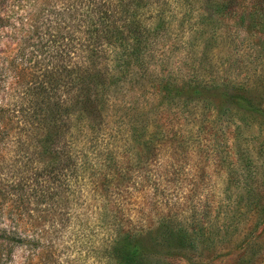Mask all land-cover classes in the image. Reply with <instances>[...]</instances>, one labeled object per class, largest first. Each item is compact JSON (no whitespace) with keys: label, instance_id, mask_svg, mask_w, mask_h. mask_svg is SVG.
I'll use <instances>...</instances> for the list:
<instances>
[{"label":"rangeland","instance_id":"obj_1","mask_svg":"<svg viewBox=\"0 0 264 264\" xmlns=\"http://www.w3.org/2000/svg\"><path fill=\"white\" fill-rule=\"evenodd\" d=\"M111 1L117 11L127 4V23L137 3L156 2ZM231 1L222 12V0H158L164 25L144 64L117 82L107 125L79 144L90 163L70 191L62 172L42 176L56 162L51 125L10 121L0 134V228L14 225L7 212L47 216L32 256L2 246L6 264H116L107 255L125 233L137 236L150 264H264V0ZM39 11L44 40L70 32L84 13L95 19L90 0H13L6 15ZM3 40L0 64L16 57L27 75L26 83L9 76L5 102L37 86L43 63L62 64L52 48L19 56L20 42ZM45 186L47 200L37 203ZM164 225L187 229L186 239L160 241Z\"/></svg>","mask_w":264,"mask_h":264},{"label":"trees","instance_id":"obj_2","mask_svg":"<svg viewBox=\"0 0 264 264\" xmlns=\"http://www.w3.org/2000/svg\"><path fill=\"white\" fill-rule=\"evenodd\" d=\"M12 1L0 0V47L4 43L3 38H8L20 42L22 49L19 56L25 54L27 47L36 49L40 54H48L52 48L53 57L58 58L62 64L53 65L49 60L43 63L39 68L40 75L35 77L41 76L37 80V86L26 87L20 96L14 98V102L8 103L3 99L10 96L9 89L15 83L8 80L9 76L21 82L27 75L25 70L18 68L16 57L10 61L3 59L0 64V134L11 126L10 121L13 118L26 121L34 119L42 126L46 124V127L51 125L47 136L51 147L56 151L53 153L56 162L50 164L49 170L46 169L47 173L44 172L42 176L55 179L58 171L62 172L63 176H66V189L70 191L74 178L84 173L86 165L90 163L86 153H78L79 144L89 139L87 134L105 126L107 109L114 104L117 82L130 74L132 66L141 67L144 64L151 39L154 41L158 32L156 29L164 25L165 16L154 7L158 0L154 5L137 3L133 18L127 23L126 18L130 13L126 3L120 5L117 11L111 0H90L94 20L91 21L84 13L72 22L70 32L53 35L44 40L45 32L39 18L45 7L37 14L18 13L12 17L6 15ZM41 1L47 6L50 0ZM175 1L184 3L187 0ZM255 1L253 0L254 7ZM228 3L222 0L216 7L222 12L227 11ZM151 11L154 12L153 16ZM148 12L150 14L147 15ZM156 17L158 25L150 28L148 20ZM88 26L90 30L85 34L84 28ZM79 53L86 54L85 61L75 62ZM101 62H104V67L95 69ZM243 105L246 107L251 104L245 100ZM91 115L94 119L89 120ZM79 134L81 136L78 138ZM48 186L37 196V203L47 200L45 191ZM25 199L29 200V197ZM49 214L55 216V213ZM33 215L29 212L26 217H22L7 212L8 219L14 225L0 228V264H6L11 256L9 251L2 249L3 245L26 248V257L29 258L33 255L35 247L43 241L41 226L45 224L44 218L47 214ZM59 215L58 221L63 213ZM164 226L165 228L159 231L160 241L169 242L173 240V236L181 241L186 239L187 229L180 227L174 232ZM110 248L107 256L113 258L116 264H150L147 261V251L132 233H125L120 240H114Z\"/></svg>","mask_w":264,"mask_h":264}]
</instances>
